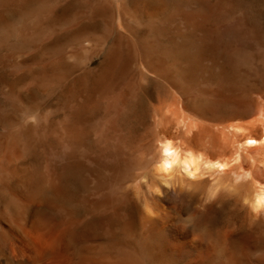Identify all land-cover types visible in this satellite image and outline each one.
<instances>
[{
  "label": "bare ground",
  "instance_id": "6f19581e",
  "mask_svg": "<svg viewBox=\"0 0 264 264\" xmlns=\"http://www.w3.org/2000/svg\"><path fill=\"white\" fill-rule=\"evenodd\" d=\"M222 47L210 62L194 59L197 49L181 52L180 47L176 59L169 61L145 56V60L137 56L139 61L119 56L101 61V140L104 146L110 141L121 144L130 164L129 173L119 171L113 188L101 189L104 159L81 149L77 155L53 149L33 110L30 120L24 118L27 110L21 107L20 92L8 82L10 69L0 44V264H138L140 258L142 264H150L154 232L179 235L174 225L194 223L183 206L210 210L217 201H204L221 190L227 191L222 197L235 195L248 215L264 216V37L260 46ZM21 109L26 113L22 115ZM146 121L152 131L144 127ZM240 150L248 164L235 163L236 168L228 170L231 160L240 158ZM148 169L152 180L142 181L145 189L137 179L145 178ZM163 236L156 250L164 249L168 237ZM189 247L197 250L200 242L192 238Z\"/></svg>",
  "mask_w": 264,
  "mask_h": 264
},
{
  "label": "rangeland",
  "instance_id": "374dc122",
  "mask_svg": "<svg viewBox=\"0 0 264 264\" xmlns=\"http://www.w3.org/2000/svg\"><path fill=\"white\" fill-rule=\"evenodd\" d=\"M47 1L48 4H46ZM120 1L46 0L45 2V0H0V44H3L6 50L5 58L10 69L8 82L10 80L9 84L11 87L15 86L14 88L17 89V92H20V98L23 101V104L20 102L22 104L21 107L24 108V111L27 110V115L25 114L24 118L30 120L29 110H33L30 111L38 116H36V124L39 130L44 135L46 134L47 140L54 146H50L53 149L65 148L63 149L64 152L68 151L69 154L76 155L82 151V153H87L88 155L91 153L92 157L101 159V161L104 159V162L102 161L101 163L104 169V171L101 169V189L113 188L115 186L113 183L115 178L121 173L119 171H123L122 174L130 172L128 156L124 155L122 145L110 141L106 142L104 146L105 141L101 140V61L113 59V56H119L122 59L125 57L126 59L133 58L135 60H137V56L142 57L141 59H144L145 56V59L155 58L156 60L165 61L166 59L169 61L172 58L176 59L177 53L180 51L184 52L185 48H187L188 50L197 49L195 56L193 55L194 59L210 62L215 59L218 50L222 49L223 45L224 48L230 46L243 47L244 45L245 47L260 46L264 37V0ZM33 9L36 10L33 11ZM120 9H123V13L126 12V14H121L119 12ZM27 12H29V15ZM247 15L250 16L248 17ZM33 21H36L37 24ZM52 23L53 25H51ZM149 25H154V29ZM70 27L71 29H69ZM131 29L134 30V33H132L133 30ZM186 32L187 35H185ZM120 36L121 38L123 36V38L120 39ZM178 37H181L182 40L180 39L179 41ZM127 45L130 50H128ZM173 45H176V47ZM37 46L38 48L36 49ZM158 46L161 48L158 49ZM93 48L96 49L94 50ZM172 48L173 50H171ZM178 48L181 50L177 52ZM115 50H118V55L114 53ZM124 50L125 52L128 51L129 54L128 52L125 53ZM154 50L156 51L152 52ZM163 52L167 57L162 54ZM215 52L216 54H214ZM151 54H153V58H151ZM157 56L160 59H157ZM43 77L46 78V81ZM81 78L83 79L81 80ZM262 79L264 80V77ZM20 83V86L24 84L25 87L22 86L20 89L18 87ZM11 96L13 98L16 97L13 94ZM153 96L156 97L153 99H157L155 100L157 102L158 96L154 93ZM255 96L257 97L256 94ZM94 103H96L95 106H93ZM34 105L39 109L36 108L35 110V107L33 109ZM80 105L82 106L80 107ZM25 106L30 107L26 109ZM88 106H91V108ZM92 107H97L94 108L96 111ZM24 111L21 109V113H26ZM145 125L144 127L147 131L149 128V131L153 130V126L150 123L148 124L147 121ZM148 125L149 127H147ZM255 133L258 134V130ZM70 141L71 143L68 144ZM101 145L103 150H101ZM110 148L111 151L109 150ZM105 153H108V159ZM116 153L118 154L116 155ZM119 154L120 157L122 156L121 159ZM115 155L118 157L114 159ZM238 155L236 156L240 158L236 157V161L232 159L228 166L229 168L226 167L225 171H227V168L228 170L231 167L232 169L236 168L235 165L237 164L235 163L248 164L249 159L245 157L244 151L240 150ZM103 156H106V158ZM138 157L140 155L137 156V160H139ZM113 162L114 164H112ZM117 162H120V165L122 162L121 167L117 168L115 166V164L119 165ZM114 169L115 171L113 172ZM147 172L145 178L142 180L140 179L141 177L139 180L137 179V183L139 182L138 186L143 185L144 187L145 184L150 183L149 180H152V175H149V169ZM112 173L113 175L117 173V175L113 176ZM207 174L205 177H209ZM145 187L147 189L148 186L146 185ZM222 193L226 194L227 191L221 190L217 196L204 201L206 204L217 201L214 208L210 210L199 212L194 210L193 206L184 205L183 207L187 208L186 217L191 216L194 218L193 226H185L182 222L174 225L179 235L174 234V231H167L165 236L167 235L168 240L163 244L164 249H161V251L156 249L159 238L163 234L154 232L153 235L155 236L152 239V248L154 247V250H152L153 254L150 258V264H264V216H261L260 213L256 214L255 217L251 213L248 215L249 211L241 204L242 202L236 200L235 195L230 194L231 198L229 195L222 197L220 196ZM223 198H227V200H223ZM232 200L234 201L232 202ZM155 211H158L159 214L162 213L157 208H155ZM256 217L257 219H255ZM187 230L188 232H186ZM185 232L188 234L186 235ZM192 238H197L200 242V247L197 250L189 249V240ZM160 247L163 248L162 246ZM168 248H176L177 251L171 252ZM139 263L142 264L141 258L138 259Z\"/></svg>",
  "mask_w": 264,
  "mask_h": 264
}]
</instances>
